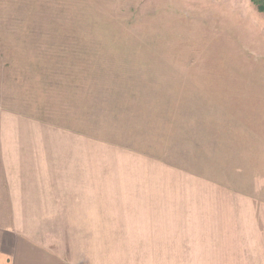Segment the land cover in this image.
Masks as SVG:
<instances>
[{"label": "rangeland", "instance_id": "1", "mask_svg": "<svg viewBox=\"0 0 264 264\" xmlns=\"http://www.w3.org/2000/svg\"><path fill=\"white\" fill-rule=\"evenodd\" d=\"M50 199L91 264H264V0H0V223Z\"/></svg>", "mask_w": 264, "mask_h": 264}, {"label": "crops", "instance_id": "2", "mask_svg": "<svg viewBox=\"0 0 264 264\" xmlns=\"http://www.w3.org/2000/svg\"><path fill=\"white\" fill-rule=\"evenodd\" d=\"M39 7L30 5L28 8ZM49 201V200H48ZM56 201V200H55ZM54 200L45 204L42 200H33L31 208H25L18 213L17 223L4 225L0 223V264H91L81 255L79 257L76 247L67 244L60 246L55 238H52V225H44L41 222L49 218L79 217L84 215V205L81 200L77 205L70 208L64 200L58 203ZM37 204V206H36ZM36 206V207H35ZM24 217L22 222L19 218ZM29 219V220H28ZM71 232L72 225H54V231ZM64 227V229H63ZM69 227L71 230H65ZM161 245V249H163ZM82 247V248H81ZM83 251V246H81ZM88 253H86V258ZM164 263V261L162 260ZM167 263V261L165 262Z\"/></svg>", "mask_w": 264, "mask_h": 264}]
</instances>
